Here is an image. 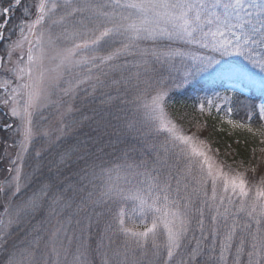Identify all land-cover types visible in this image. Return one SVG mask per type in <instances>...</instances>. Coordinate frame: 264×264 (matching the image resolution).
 Returning <instances> with one entry per match:
<instances>
[{
	"label": "snow or ice",
	"instance_id": "1",
	"mask_svg": "<svg viewBox=\"0 0 264 264\" xmlns=\"http://www.w3.org/2000/svg\"><path fill=\"white\" fill-rule=\"evenodd\" d=\"M16 12L21 19L9 27ZM17 29L4 68L17 83L2 103L23 139L14 175L0 182V264H264V155L229 175L219 149L189 134L167 104L173 88L231 72L224 57L264 73V0H0V42ZM98 91L104 99L91 115L76 106L81 92L84 103ZM50 104L60 116L54 142L35 130ZM247 108V122L227 123L264 137V103ZM76 112L80 119L65 124ZM86 122L119 152L111 166L103 146L63 147ZM38 135L49 142L26 172ZM53 146L61 148L56 175L41 179L39 160Z\"/></svg>",
	"mask_w": 264,
	"mask_h": 264
},
{
	"label": "trees",
	"instance_id": "2",
	"mask_svg": "<svg viewBox=\"0 0 264 264\" xmlns=\"http://www.w3.org/2000/svg\"><path fill=\"white\" fill-rule=\"evenodd\" d=\"M28 4L31 5L36 2V0H27ZM35 9H33V13ZM30 18H34V15ZM21 19V13L16 12L12 18L9 27L17 24ZM1 44V42H0ZM221 62L229 63L239 66L244 70H249L252 73L259 72L262 73L258 68H253L246 60L242 57L229 56L224 57ZM256 74V73H255ZM165 78V83L170 84L171 81L168 79V73H163ZM172 76H177L178 72L173 71ZM225 80H229L222 75L209 76V74H202L199 76L192 84L187 87L173 88L167 98L168 110L170 113L178 114L183 117L179 123L184 127L186 131L196 132L197 125H206L202 131L205 135V139L210 143V146L214 149H219V156L221 160H227L228 163H233L237 168L244 169L249 166V164L255 163V159L258 155L262 153L260 150L264 149V137L249 133L246 129H241L238 127H233L227 123V119H233L235 121L247 122L246 112L248 110L247 106L250 104L258 105L257 99H247L244 96L236 95L234 99L223 100L221 99L222 87L224 86ZM110 89L104 88L103 91L107 92ZM113 95L115 93L113 92ZM84 96H80L78 100H83ZM104 97L98 91L95 97H88V102L84 105L76 104L77 107L81 108L86 114L91 115L89 109L101 106V100ZM211 100L214 107L209 110L207 106V101ZM200 103H205V111L201 113L198 109ZM86 105V106H85ZM82 106V107H81ZM231 106L234 111L231 116L226 114V108ZM51 108H48L47 114L50 112ZM46 110V109H44ZM77 114L73 113L67 115V124H72L74 116ZM2 116V114L0 115ZM4 118L0 117V126L3 125ZM260 121H256L254 117V122L252 124L254 129L259 127ZM12 127V126H11ZM54 127H58V122L54 123ZM94 125H89L87 122L84 127L78 128L74 127L71 132L68 133L66 142L63 143V147H67L68 144H75L79 141L81 144L86 145L88 149L95 152L97 148L104 147L105 153H113L111 147L106 146V142L109 137L105 136L103 140L97 142L96 137L99 135L94 132ZM10 130V129H9ZM12 133V131H11ZM3 134V135H2ZM6 133L0 132V182H4L5 178L9 179L7 160H4L2 156L4 150L11 148L15 144L16 133H12L8 138H6ZM131 135H135L132 133ZM54 136L51 137L53 139ZM113 140L116 139L115 136L111 137ZM49 139V138H48ZM49 141V140H48ZM48 143V142H47ZM124 145H118V148ZM47 147V146H45ZM37 149L41 146H36ZM32 148L30 154L28 155L32 161L31 167H25L24 171L30 172L33 167H35L37 161L34 159ZM61 148L53 146L50 151L44 152L39 160V163L43 168V175L41 179H45L49 176H55L57 172V166L59 163V157L56 155ZM119 152H115L111 155H103L102 159L105 161V166H111L116 162V158ZM261 155V156H262ZM99 163V161H97ZM30 164V163H29ZM63 177H59L58 180H62ZM56 191V189H53ZM139 223V220H137ZM103 227V220L101 221L100 228Z\"/></svg>",
	"mask_w": 264,
	"mask_h": 264
},
{
	"label": "rangeland",
	"instance_id": "3",
	"mask_svg": "<svg viewBox=\"0 0 264 264\" xmlns=\"http://www.w3.org/2000/svg\"><path fill=\"white\" fill-rule=\"evenodd\" d=\"M6 36L10 35V39L4 42H1L0 44V58H2V64L3 67H0V83H3V81L5 80H10L12 81V83L8 86L7 89L0 87V115L2 114V116L4 118L3 121V125L0 126V132L2 133H6V138H8L12 133H16L17 137H15V144L14 146L11 148V150H8V148H6L2 154V156L4 157V160H7L6 166L7 167H11L13 168L14 165L11 163L12 160H15L16 158V153L19 151V141L23 139V136L21 134V129H20V120L17 117H12L10 114V105L9 106H5L2 101L8 96V94H10L11 92V88L16 86L17 81L15 80L14 76L10 73H7L4 68L5 67H11L12 65L9 63L8 61V57H7V46L8 44H10L12 41H15L19 38L20 33H19V29H17L14 33L9 34V33H5ZM24 51L25 53L27 52V44H25L24 46ZM19 52L17 50V52L13 53L12 56V62L14 63L17 59ZM26 55H25V59H26ZM131 59V58H129ZM222 64L225 65V67L227 68H231L232 71L227 73V74H213V75H209V76H217V75H222L225 78L229 79V80H225L224 86L222 87V95L221 99H223V97L227 96L229 100L234 99V97L236 95H243V96H247V97H251L253 94H258L261 98L260 104L264 103V74L261 73H257V72H251L249 70H244L242 68H240L237 65L232 64L231 62L229 63H225V62H221ZM208 73H204V76L207 75ZM155 75V74H153ZM90 91V89H89ZM58 96L60 95L59 93L57 94ZM132 93H129V98H131ZM80 96H84V93L81 92ZM57 97H53V99H56ZM65 100H68L67 97L64 98ZM224 100V99H223ZM89 100L84 101V103L88 102ZM76 104H80V105H84V103H82V100H76L75 102ZM87 104V103H86ZM81 106V107H82ZM128 107H131V105H129ZM48 108L50 109V112L47 114L46 112L48 111ZM46 110H42L41 115H43L44 117H46V119H40L39 116L35 117L34 119L36 121H38L36 129L39 132H43L44 130H48L51 134V137H53V139H51L53 142L55 141V137L56 135H58V133L55 131V129H57L60 126V116H59V112L57 110V106L56 105H52L50 104L48 107L45 108ZM60 111H63V108L60 109ZM81 113L77 112V114L74 116V118H72V120H78L80 119ZM67 116L64 118V122L65 124H67ZM228 120V119H227ZM226 120V121H227ZM58 122V127L55 128L54 127V123ZM5 125H11L12 127L7 128L5 127ZM10 129V130H9ZM73 129V128H72ZM12 131V133H11ZM69 132H71V129L69 130ZM189 134L191 133H196L200 139L202 140H206L204 137V133L202 131H196V132H190L187 131ZM3 135V134H2ZM48 137H45L43 135H38L34 138V143H33V156L35 155V149L36 146H47L49 142L48 141ZM213 148V147H212ZM31 152V151H30ZM57 155V154H56ZM262 154L258 155V157H260ZM217 160H221L220 157H217ZM256 160V159H255ZM30 163V164H29ZM32 161L30 159V157L27 155L26 156V165H31ZM229 165H231V171L228 168H225V172L228 173L229 175L234 174L235 171H240L243 172L244 169L241 168H237L233 163H228ZM9 179L11 178L12 175H14L13 173H9ZM249 177L251 178L252 174L248 173ZM56 191L52 190L51 194H54ZM100 209H98L99 211ZM39 218V215L38 217Z\"/></svg>",
	"mask_w": 264,
	"mask_h": 264
}]
</instances>
